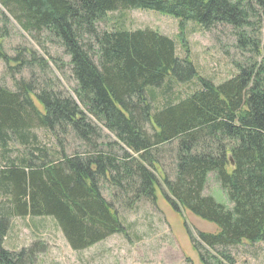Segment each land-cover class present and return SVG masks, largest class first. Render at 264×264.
<instances>
[{"label": "trees", "instance_id": "obj_1", "mask_svg": "<svg viewBox=\"0 0 264 264\" xmlns=\"http://www.w3.org/2000/svg\"><path fill=\"white\" fill-rule=\"evenodd\" d=\"M0 4L24 31L48 33L58 41L71 58L78 84L77 101L33 80L15 81V90L0 86V149L6 152L13 140L24 149L0 166V264H35L47 250L41 241L20 251L7 249L13 218L55 219L70 247L80 252L114 235L129 237L116 206L133 212L140 203L156 205L159 189L179 215L189 213L217 227L215 233L199 231L196 239L186 224L202 264L218 259L208 249L264 242V42L254 41V63L238 66L235 77L216 84L199 75L190 55L178 56L177 41L157 30L99 27L109 13L154 11L179 21L181 44H186L189 22L204 30L228 25L237 30L245 50L251 45L245 30L254 13L264 22V0ZM31 54V61L21 54L4 58L44 71L47 62ZM171 81L196 82L197 88L158 107L154 91ZM100 125L117 141L105 143ZM37 129L51 134L59 147L43 146ZM71 135L84 150L68 155L64 142ZM167 155L173 176L163 165ZM213 173L232 208L205 196ZM106 187L112 200L104 194Z\"/></svg>", "mask_w": 264, "mask_h": 264}, {"label": "rangeland", "instance_id": "obj_2", "mask_svg": "<svg viewBox=\"0 0 264 264\" xmlns=\"http://www.w3.org/2000/svg\"><path fill=\"white\" fill-rule=\"evenodd\" d=\"M2 14L8 17L7 24L4 23ZM116 25H122L128 30H157L174 39L178 43V56L184 58L186 54L190 55L199 75L212 79L216 84L235 77L239 72L238 66L254 63L258 58L253 47L254 41L264 42V22L255 13L251 26L245 30L246 36L251 40V45L249 44L245 50L238 43L237 30L228 25H217L211 30H204L199 25L189 22L185 27L186 44H181L178 37L179 21L154 11L127 10L109 13L99 27L103 31L113 29ZM0 43L2 44L0 86L15 90V81L33 80L36 86L44 87L48 84L56 91L77 99L75 89L78 84L72 75L71 58L65 49L48 33L38 35L24 31L1 4ZM31 51L47 62L44 71L37 64L21 67V62L7 63L4 58L7 56L14 60L21 54L22 60L31 61L33 58ZM196 88V82L190 84L167 82L154 91L158 96L156 105L163 108L166 102L176 103L178 100L174 99L186 98ZM100 128L103 130L105 143L117 141L115 135L102 125ZM35 133L43 146L51 149L59 147L57 140L45 130L37 129ZM64 148L68 155H72L76 150H84L83 142L73 135L66 138ZM21 153H24V149L20 143L16 140L11 141L6 152L0 149V166L6 164L8 160L20 157ZM163 165L166 172L173 176L174 165L171 155H167ZM160 182L164 188L163 182ZM104 194L112 200L107 187ZM204 194L232 208L227 192L214 173L209 176ZM116 207L123 225L129 231V237L114 235L90 249L77 252L70 247L55 219L18 217L12 219L5 246L9 250L20 251L32 246L36 241H41L47 250L38 256L35 264H202L200 255L194 249L188 235L186 224L196 239L199 231L208 233L217 231L215 225L189 213L183 215L176 213L160 189L157 191L156 205L140 203L133 212L119 205ZM208 251L218 258L211 260L212 264H264V242L244 243L238 247ZM221 253H226L232 259H225Z\"/></svg>", "mask_w": 264, "mask_h": 264}, {"label": "water", "instance_id": "obj_3", "mask_svg": "<svg viewBox=\"0 0 264 264\" xmlns=\"http://www.w3.org/2000/svg\"><path fill=\"white\" fill-rule=\"evenodd\" d=\"M230 160H231L232 165H234V161H233V159L231 158Z\"/></svg>", "mask_w": 264, "mask_h": 264}]
</instances>
